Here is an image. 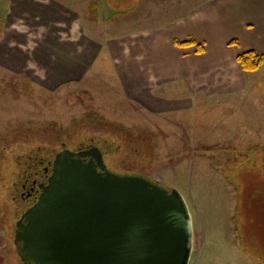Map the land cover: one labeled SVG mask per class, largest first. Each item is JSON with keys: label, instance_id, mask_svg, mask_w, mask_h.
Listing matches in <instances>:
<instances>
[{"label": "rangeland", "instance_id": "rangeland-1", "mask_svg": "<svg viewBox=\"0 0 264 264\" xmlns=\"http://www.w3.org/2000/svg\"><path fill=\"white\" fill-rule=\"evenodd\" d=\"M150 1L155 13L147 20L158 22L171 18L184 4L192 9L212 0L74 3L93 22L109 26L114 16L128 25L133 14L124 19L120 15L141 2L149 6ZM120 88L112 75L93 74L79 84L50 89L32 77L0 73V185L4 188L0 190V264H28L7 233L8 225L21 215L13 199L19 193L13 182L30 156L57 151L63 142L68 146L95 142L106 151V163L113 171L137 172L177 188L192 215V264L199 261L202 246L215 264H264V194L257 190L264 189V140H248L247 122L235 123L234 116H218L220 111L211 108L191 113H196L194 121H204L200 130L216 134L202 139L193 130L197 125L184 117L185 121L174 115L155 119L147 112L139 114L122 98ZM226 222L234 229L229 239L224 233Z\"/></svg>", "mask_w": 264, "mask_h": 264}, {"label": "crops", "instance_id": "crops-1", "mask_svg": "<svg viewBox=\"0 0 264 264\" xmlns=\"http://www.w3.org/2000/svg\"><path fill=\"white\" fill-rule=\"evenodd\" d=\"M74 2L0 0V73L32 77L50 89L93 74L112 75L139 114L184 117L197 125L200 138L209 139L216 134L200 130L204 121L195 122L191 113L211 108L218 116H234L235 123L247 122L248 140H264V64L245 71L237 59L239 51L264 54V0L202 1L192 9L187 3L158 22L147 20L155 13L153 3L141 2L120 15L133 14L128 25L114 16L109 26L93 22ZM190 37L197 44H176ZM231 224L226 222L227 239ZM197 264H215L204 246Z\"/></svg>", "mask_w": 264, "mask_h": 264}, {"label": "water", "instance_id": "water-1", "mask_svg": "<svg viewBox=\"0 0 264 264\" xmlns=\"http://www.w3.org/2000/svg\"><path fill=\"white\" fill-rule=\"evenodd\" d=\"M16 222L28 264H189L185 197L149 177L110 169L101 148L57 153L48 183Z\"/></svg>", "mask_w": 264, "mask_h": 264}, {"label": "flooded vegetation", "instance_id": "flooded-vegetation-1", "mask_svg": "<svg viewBox=\"0 0 264 264\" xmlns=\"http://www.w3.org/2000/svg\"><path fill=\"white\" fill-rule=\"evenodd\" d=\"M94 145L97 144L94 142L88 144H79L76 146H68L65 142H63L57 151L54 150L47 154H37L33 157L30 156L27 164L24 166L20 174H18L17 180L13 182V186L15 187L16 191H19L17 195L13 196V199L16 201V206L21 211V215L36 202L42 191L41 185L48 183L49 176L51 175L53 169V162L57 153L63 151L66 148L72 151H80L90 148ZM14 230H16V227Z\"/></svg>", "mask_w": 264, "mask_h": 264}, {"label": "trees", "instance_id": "trees-1", "mask_svg": "<svg viewBox=\"0 0 264 264\" xmlns=\"http://www.w3.org/2000/svg\"><path fill=\"white\" fill-rule=\"evenodd\" d=\"M232 43L238 44V41H232ZM176 44L179 45V46H190V45L197 44V41H196L195 38L190 37V38H187V39L176 40ZM202 48H203L202 45L201 44H198V51L199 52H202L203 51ZM237 59H238V62L240 63V65L242 66V68L245 71H254V70H257L258 68H260L262 66V64H264V54L258 53V52L254 51V50L239 51L238 54H237ZM102 151L104 153L105 161L107 162V160H106V151H104L103 149H102ZM107 165L109 167V164L108 163H107ZM110 169H112V168H110ZM134 173H137V172H134ZM0 190L4 191V188L1 185H0ZM257 190L259 192H262L264 194V189L263 190L257 189ZM248 208L250 210L249 205H248ZM8 227H9L8 229H10V232L7 231L8 237L9 238L10 237H13V240H14V237H15V230H14V228L16 227V219H14L13 222H12V224L10 223L8 225Z\"/></svg>", "mask_w": 264, "mask_h": 264}]
</instances>
